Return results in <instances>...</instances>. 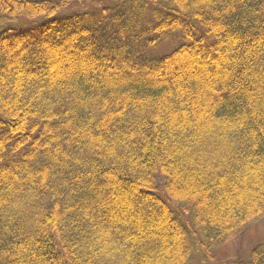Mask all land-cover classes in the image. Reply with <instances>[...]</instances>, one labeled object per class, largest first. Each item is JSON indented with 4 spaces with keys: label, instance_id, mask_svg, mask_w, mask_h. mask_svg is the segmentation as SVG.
<instances>
[{
    "label": "trees",
    "instance_id": "obj_1",
    "mask_svg": "<svg viewBox=\"0 0 264 264\" xmlns=\"http://www.w3.org/2000/svg\"><path fill=\"white\" fill-rule=\"evenodd\" d=\"M263 218L264 0H0V264H206Z\"/></svg>",
    "mask_w": 264,
    "mask_h": 264
},
{
    "label": "rangeland",
    "instance_id": "obj_2",
    "mask_svg": "<svg viewBox=\"0 0 264 264\" xmlns=\"http://www.w3.org/2000/svg\"><path fill=\"white\" fill-rule=\"evenodd\" d=\"M165 49L166 47L163 46L162 50L166 51ZM160 239L163 241L167 240L164 235L160 236ZM259 242H264V218L255 222L254 225L248 227L238 236L217 249L212 259L206 261V264H229L237 259H246L251 248ZM169 244L171 245V243ZM192 264L201 263L194 259Z\"/></svg>",
    "mask_w": 264,
    "mask_h": 264
}]
</instances>
